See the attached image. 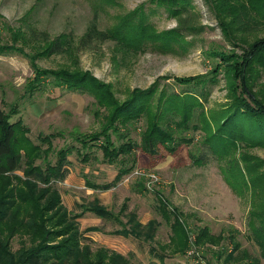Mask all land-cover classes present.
<instances>
[{
  "label": "trees",
  "instance_id": "obj_1",
  "mask_svg": "<svg viewBox=\"0 0 264 264\" xmlns=\"http://www.w3.org/2000/svg\"><path fill=\"white\" fill-rule=\"evenodd\" d=\"M153 1L177 19V27L159 31L147 20L145 11L138 9L122 17L113 27L104 29L99 25V12L95 11L94 19L81 36L74 33L51 36L30 20L15 30L13 38L20 45L29 46L33 51L42 48L35 57L68 55L72 60L60 70L43 71L32 62L36 73L27 89L28 94L43 90L46 84L88 94L95 100L97 109L94 113L101 117V127L90 134L76 132L75 138L81 147H61L56 150V159L52 161L49 154L56 134H40V143H37L31 138L30 128L22 118L12 120L19 112L17 107L9 111L0 108V264H134L129 256L108 247L97 251L81 243L79 214L71 215L55 182L64 180L69 173L68 156L72 151L75 150L83 162H90L92 158L98 159L92 153L95 147L101 151L103 162L119 165L113 181L91 185L95 189L108 190L135 169L138 148L152 156L161 149L174 153L181 144L192 141L183 134L190 129L204 133L201 140L203 151L195 155V161L206 164L208 159H217L222 163L220 167L226 181L240 197L249 200L248 237L258 245L259 255L264 258V159L245 151L238 152L243 142L248 146L264 145V92L259 96L253 87H249L256 71L255 65H264V37L256 41L244 56L233 60L234 68L229 77L242 83V94L232 82L233 101L220 113L211 116L206 112V97L204 100L203 96L212 77L176 76L174 81L186 86L181 91L165 86L160 89L158 83L148 89H134L128 98L121 101L114 96L111 85L101 82L89 71L79 69L78 53L95 51L106 41H115L123 57L129 58L144 51L147 42L154 43L159 50H169L188 33L200 30L196 19L189 13L193 5L191 0ZM233 1L217 0L222 12H229L228 17H231L226 28L245 34L253 30L255 18L260 17L264 22V1ZM184 12L189 16L183 18ZM3 24L9 27L6 21ZM200 85L203 87L199 88ZM141 119L146 121V125L141 131L140 141H136L130 136L131 126ZM237 120L256 127L253 131L250 126L240 129L236 127ZM113 134H116V140ZM40 159L43 162L39 163ZM140 188L146 189L138 181L136 189ZM157 199L159 210L171 227L169 242L161 245L162 252L186 253L192 232L186 219L181 212L168 207L163 196L157 195ZM127 209L128 200H125L120 211L128 216V227L116 233L154 240L160 222L153 218L144 224L136 211L128 212ZM89 210L104 217L111 214L99 204L98 199L91 203ZM94 229L97 228H89ZM235 233L234 230L226 237L223 232L215 234L203 226L193 234L199 248L207 247L217 256L218 262L225 256L226 264H236L240 260L239 264H247L242 263L243 259L252 256L247 249H241ZM17 235L21 237V246L14 250L12 239ZM226 238L230 239L233 249L223 246L222 241ZM163 253L158 255L160 264H166ZM259 260V257L254 258L255 263ZM201 264L212 263L204 261Z\"/></svg>",
  "mask_w": 264,
  "mask_h": 264
},
{
  "label": "rangeland",
  "instance_id": "obj_2",
  "mask_svg": "<svg viewBox=\"0 0 264 264\" xmlns=\"http://www.w3.org/2000/svg\"><path fill=\"white\" fill-rule=\"evenodd\" d=\"M191 2L193 5L189 13L201 28L198 32L188 33L169 50H159L154 43L147 42L144 51L124 58L115 41H106L95 51L78 53L79 69L89 71L101 82L111 85L114 96L121 101L128 98L134 89L144 90L158 83L160 89L165 86L181 91L186 86L175 82L174 77L206 75V78L213 79L206 84L207 90L203 96V99L206 97V112L210 116L220 113L233 101L232 82L238 87V93L240 91L242 94V83L230 79L229 74L237 57L244 56L256 41L264 37V22L258 17L250 32L243 34L237 29L233 32L226 28L231 19L227 14L229 12H222L217 0ZM138 9L145 11L147 20L159 31L178 25L177 19L153 0H0V108L9 111L17 107L19 112L12 120L22 118L30 128L31 138L37 143H40V134H56L50 160L56 159L55 152L61 147H81L75 138L76 132L90 134L99 130L101 117L95 115L97 106L94 105V98L88 94L54 88L52 84L44 85L43 90L33 95L28 94L30 82L35 79L34 65L42 71L60 70L71 64L72 60L68 55L35 57V53L42 48L33 51L29 46L20 45L13 38L15 30L30 20L51 36L60 33L81 36L94 19L95 11L99 12V25L104 29L113 27L122 17ZM182 16L185 18L189 14L184 12ZM4 21L9 27L4 26ZM257 64L249 87H253L261 96L264 92V65ZM254 83L255 86L252 85ZM248 101L253 104L250 99ZM145 125L144 119L137 121L131 126L130 136L140 141ZM248 126L252 131L256 127L237 120L236 127L242 129ZM183 134L192 141L181 144L174 153L161 149L152 156L138 148L135 169L108 190L95 189L91 185L113 181L119 165L103 162L101 151L95 147L92 153L98 159L92 158L90 162H83L78 153L72 151L68 156L69 173L64 180L55 182V186L71 215L79 214L77 220L81 243L97 251L98 248L108 247L129 256L134 264H160L158 255L163 253L161 245L168 243L171 235L170 222L159 210L157 195H161L168 207L178 210L186 219L188 229L192 231L188 250L192 248L195 251L194 254L163 253L166 264H201L204 261L226 264L225 256L218 262L211 250L203 246L199 248L195 243L193 233L203 226L209 227L215 234L223 232L226 237L235 230L241 249H247L252 256L244 258L242 263L264 264V258L259 255L260 248L248 237L249 200L240 197L226 181L220 167L222 163L217 159H208L206 164L195 161V155L203 151V131L190 129L183 131ZM113 138L117 139L116 134H113ZM242 151L264 159V145L248 146L243 142L238 152ZM40 160L39 163L43 162V159ZM138 181L146 189H136ZM95 199L111 214L104 217L89 210ZM125 200H128L127 211H136L142 223L146 224L153 218L160 222L154 240L116 233L128 227V216L120 211ZM92 227L97 229L89 230ZM20 240L19 235L12 239L14 250L20 248ZM222 244L229 250L233 249L229 238L224 239ZM256 257L260 258L258 263L254 262ZM239 263L241 260L236 262Z\"/></svg>",
  "mask_w": 264,
  "mask_h": 264
},
{
  "label": "built area",
  "instance_id": "obj_3",
  "mask_svg": "<svg viewBox=\"0 0 264 264\" xmlns=\"http://www.w3.org/2000/svg\"><path fill=\"white\" fill-rule=\"evenodd\" d=\"M136 173H138V171L136 172ZM150 174H152V173H150ZM150 174H148V175H150ZM154 175L153 176H156V174L155 173H153ZM156 178H157V176H156ZM153 179V178H152ZM188 253H195V251H193L192 250V248H190L188 251H187Z\"/></svg>",
  "mask_w": 264,
  "mask_h": 264
}]
</instances>
